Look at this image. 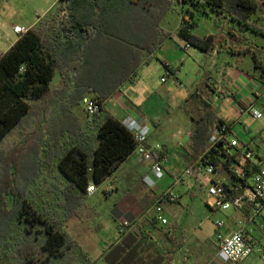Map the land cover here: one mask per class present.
Segmentation results:
<instances>
[{
  "label": "trees",
  "instance_id": "16d2710c",
  "mask_svg": "<svg viewBox=\"0 0 264 264\" xmlns=\"http://www.w3.org/2000/svg\"><path fill=\"white\" fill-rule=\"evenodd\" d=\"M59 2L60 10L66 13L64 18L58 22L53 20L48 27L28 29L0 56V143L14 128L28 121L32 124L35 122L36 129L28 131L21 149L29 148L34 143L35 155L40 157V153L46 152L48 150L46 148H51L50 143H54L50 149L51 158L48 164H55L57 178L64 183L63 188L57 183L54 185L56 190L51 194L52 209L34 204L31 199L28 201L24 188L17 183L18 179L14 172L17 165L13 161L12 151L9 150L10 153L4 155L5 151L0 148V157L11 158L3 166L6 169L8 184L0 189V222L1 219L7 218L9 222L8 234L0 237V264H6L3 257H6L7 264H92L79 243L64 228L72 217H80L81 213L66 210L61 199L56 200V197L59 194L61 196L66 194L74 203L82 204V199L88 195L89 184L104 183L135 153L137 146L133 135L124 124L104 108L105 98L110 94L96 95L101 103V110L93 116L91 121L93 130L87 135L79 127L77 129L81 131L80 133L70 132L73 129L71 124L74 123V117L70 113V122L63 125L61 133L54 137V142L53 138L50 140L49 134L46 138L42 126L45 124L51 126V119L58 118L61 114L54 105L57 101L50 94L56 73L62 69L59 60L61 47L71 45L67 53L77 58L73 65L70 64L71 74L62 76V85L67 92L73 85L72 78L75 77L76 69L86 65L83 61L80 63V60L81 57L87 58L85 51L91 41H97L105 36L136 38L138 43L134 44L132 50L121 55L123 61L136 55L140 59L144 51L149 56L153 55L159 45L170 36L169 33L162 32L160 24L172 9V0H59ZM178 2H187L193 9V12L189 13L190 19L182 17L178 36L203 51L206 56L211 55L216 47L226 45L227 40L224 36L200 37L193 34L192 30L196 26L193 19L195 14L206 16L214 14L225 18L227 22H237L243 29L253 26V15L264 5V1L260 0H178ZM153 12L159 15H151ZM134 13L144 15L147 21L152 19L148 21L152 24L151 31L144 33L134 29ZM61 31L66 35V40L70 34L74 36L70 38L71 44L59 41ZM232 37L235 40H231L229 47L234 54L251 53L255 61L254 54L248 49L244 50L234 34ZM208 87L213 89V86L207 84V89ZM209 90L205 91L196 86L188 100L195 101V111L190 112L195 123L191 133L194 160L203 156L209 147L215 126L224 122L214 111ZM80 92L78 96L80 100L89 94L83 88ZM49 98L52 100L49 101ZM38 100L42 102L33 107V102ZM40 126L41 128L37 129ZM68 135L69 138H66ZM29 140L33 143L31 144ZM18 145L17 150L20 151ZM211 163L220 171L229 164L221 161L217 155H212ZM1 164L0 159V169ZM41 168L42 165L39 170ZM29 180L32 183L34 181L32 178H28V182ZM62 209L63 213L60 212ZM108 262L113 264L112 256Z\"/></svg>",
  "mask_w": 264,
  "mask_h": 264
},
{
  "label": "rangeland",
  "instance_id": "374dc122",
  "mask_svg": "<svg viewBox=\"0 0 264 264\" xmlns=\"http://www.w3.org/2000/svg\"><path fill=\"white\" fill-rule=\"evenodd\" d=\"M58 0H0V22H8V24L13 27L15 24H22L23 22L32 21L37 14H41L40 11L45 6L52 3H57ZM261 2L264 0H260ZM173 6L170 13L167 15L168 29L171 33L177 30V24L183 17L180 14L184 13L186 18L190 19V14L193 12L192 6L187 2H178V0H172ZM58 3L55 11L50 15V21L61 20L66 16L65 11H61ZM182 12V13H181ZM154 13V14H153ZM151 15H159L157 12H153ZM135 14L134 29L141 32L151 31L152 24L145 20L144 15ZM133 14V15H134ZM179 14V15H178ZM194 21L196 26L192 30L193 34L204 37L209 33H213L218 38L224 36L226 45L229 46L231 40H235V37L239 40V45L244 50H250L254 56L255 61L251 53L242 54L240 57L230 56V63L237 66V72L240 73L244 71V79L239 80L237 77L232 78V80L238 84L240 87L251 91L252 87L248 84L250 76L254 77V82L258 84L259 88L256 90L258 92L264 93V86L261 81V76L263 75L262 69H264V5H262L256 13L253 15L252 23L253 26L249 28H243L237 23H232L223 17H218L214 14L206 15H195ZM115 25V24H114ZM150 28V29H149ZM0 34L3 37V33L0 30ZM147 41V40H146ZM165 41L164 45H161ZM158 47L154 57L151 60L150 66V80L158 92L164 99V104L168 105V111L170 112V117L176 120V123H172L169 119L165 118V124L162 129L156 130L151 126L153 131L152 135L161 138V142L167 139L165 143L169 148L168 161H166V171L165 177L162 180V184H166L167 189L174 184L173 191L179 197V203L173 204V209H175V214H167L170 221L169 226L164 229L171 228V236L164 242L157 238L158 231L161 227L156 226L154 228L151 223V215L153 210H148L146 222H148L145 227V237L148 239L150 245L157 247L158 253H154V261L152 264H212L217 256V246H216V223L223 221L227 224H231L232 228L233 222L237 214L233 210H222V209H211L205 203V198L207 194V189L204 186L196 185L190 180L189 177L184 175L185 164L181 160L182 149L179 146L181 139L185 138L189 129H191L192 117L190 112H194L195 101H187L188 90H191L192 84L194 87H199L202 90L207 91V84L209 86L220 85V75H218L219 70L227 66V63L222 55L214 60L207 61L208 56L205 55L206 59L201 61L199 64L195 62V58L189 56V52H194L193 48L189 51H185L179 48L181 41L176 38L175 41L172 39L164 40ZM145 42V41H144ZM136 38L122 39L118 36H105L99 40L91 41L88 43V48L85 51L87 57L92 58V62L89 61L88 64L78 67L75 72V77L73 80V87L71 92H66L64 86L58 85L57 82L59 72L56 73L55 79L50 87L51 97H54L57 101V109L60 110V115L58 118H52L49 124L38 127L41 128L44 133H46V138L48 134L51 138L61 133V129L64 124H68L71 120L70 113L74 123L71 125L73 129L70 132L88 134L93 130L92 123L89 122L88 117L85 112V107L82 100L78 99L81 93L80 85L87 79L88 75L96 76L97 74H103L104 78L108 75L113 77V73L120 71L121 55L129 53L132 50L134 44H137ZM224 45V44H222ZM170 48V50H168ZM221 50H225L224 45ZM231 52V50H230ZM167 60L172 62L174 66L177 67L178 79L181 81L180 86H175L173 77H167L168 82L164 83L161 81L162 77H165L166 69L164 65L161 64L157 59ZM182 62V63H181ZM255 63L258 67L255 68ZM158 65L159 69H155L153 66ZM211 65V66H210ZM210 66V67H209ZM249 77H248V74ZM62 79V78H61ZM166 80V81H167ZM206 85V86H205ZM225 86V85H224ZM217 88V87H215ZM212 98V104L214 111L218 117L223 119H229L233 117V113L227 111V109L221 104V101H217L215 97L219 96V93H212L208 91ZM158 94V95H159ZM160 96V95H159ZM52 98H49V101ZM189 100V99H188ZM38 100L33 102L35 107ZM44 101V100H43ZM53 106V107H55ZM257 110H259L263 117L259 120L254 119L251 115L246 114L241 117V122L246 126V130L242 125L238 126L240 138L243 140H250V137L256 136V142L260 145L258 151L260 155L264 156V98H261L257 104H255ZM56 109V110H57ZM193 114V113H192ZM181 116L184 117L183 121H180ZM72 120V121H73ZM180 121V122H179ZM26 122L20 127L14 128L0 143V148L5 151L4 155H8L12 151L13 161L17 165L15 169V174L17 176L18 186L24 188L26 198L32 200L34 204H40L48 209H52L53 191L55 189V184L57 183L60 187H64V183L58 180L56 167L54 163L48 164L51 158V148L46 152H41L40 157L35 155V148L33 141L29 140L32 145L21 149L26 140L28 131L36 129L35 122ZM70 125V126H71ZM77 127L81 129L78 131ZM49 129V131H48ZM69 138V135L66 137ZM18 143H20L18 145ZM17 145L18 149L17 150ZM8 149V150H7ZM10 152L8 153V151ZM17 152V153H16ZM19 152V153H18ZM1 156V155H0ZM1 159V169L0 172V189L3 188L6 183V169L3 167L11 159L9 156L0 157ZM144 163L148 164L144 161ZM142 165L143 168L147 166ZM42 168L39 170L40 166ZM48 165V166H47ZM128 164H125L120 168L111 178H108L104 183L96 185L97 191L93 195H86L82 199V204L79 202L74 203L69 197L57 196V199H61L62 203L66 206V210H72L74 212L82 213L87 211L88 217L84 220L85 227L83 228V234L74 239L82 247L84 253L86 251L92 253V259L90 262L92 264H107L111 255L106 258V261L99 260L100 256L104 252V249L108 248L118 237L119 232L117 231V224L113 216L114 205L117 198L114 196H107L110 192L106 193V189L109 185H115L120 190L119 193L122 194L127 191L128 184H142L141 176L142 167L139 166L135 169H128ZM146 170V169H145ZM17 172V173H16ZM151 172L147 175H150ZM28 178H32V181ZM178 180V181H177ZM195 184V185H194ZM196 186L194 189H192ZM57 202V201H56ZM80 206V207H79ZM59 207V206H58ZM63 213V209L60 210ZM8 219V218H7ZM7 219H1L0 222V237H4L8 234V221ZM70 220L64 225V228L68 230ZM221 231H224L221 229ZM71 234V233H70ZM152 234V237H150ZM145 244V243H144ZM82 245H85L84 248ZM153 252H156L154 250ZM88 256V254L86 253ZM3 262L7 264L6 257H3ZM107 262V263H106ZM244 264H261V259L259 254H252Z\"/></svg>",
  "mask_w": 264,
  "mask_h": 264
},
{
  "label": "crops",
  "instance_id": "0c3cea01",
  "mask_svg": "<svg viewBox=\"0 0 264 264\" xmlns=\"http://www.w3.org/2000/svg\"><path fill=\"white\" fill-rule=\"evenodd\" d=\"M59 3V0L57 3H52L50 5L45 6L40 11V15L37 14V16L32 21L23 22L22 24H15L13 27H11L8 22H0V30L3 33V37L0 34V53L4 54L7 52L19 39L20 35L31 28H39L41 26L48 27L52 22L50 21V15L55 11L57 5ZM170 13V11L167 13V15ZM182 13V12H181ZM167 15L163 19V21L160 24V29L164 33H169L170 36L166 39H172L173 41L179 39L181 43L179 44V48H182V45L186 42L185 40L181 39L178 36V28L180 26V21L177 24V30L174 33H171V30L168 29L167 22ZM179 15V14H178ZM181 16H184V13L180 14ZM196 15V14H195ZM194 15V17H195ZM193 17V19H194ZM18 26L20 27L23 32L21 34H17L14 31V28ZM213 35V33H209V36ZM72 34L68 37L66 40V35L61 31L59 41L60 42H67L68 44H71L70 38H72ZM165 39V40H166ZM165 41L161 44L164 45ZM58 44V43H57ZM55 45V44H54ZM56 46V45H55ZM225 50H221L222 48L216 47V49L212 52L211 55H209L210 60H214L216 57L219 58L222 55L224 56V59L227 63V66L219 70L218 75H220V85H213V89L211 87H208L212 93H218L217 88L221 89V92L224 93L223 95L220 92V95L215 97V99L218 101H221V104L227 109V111L233 113V117L229 119H223L226 123H229L233 127V132L238 135L237 132L238 126L242 125L244 129L246 130V126H244L241 122V117L238 112V107L240 105H243L246 102L251 101V93L256 92V90L259 88L258 84L253 81L254 77L250 76L251 78L248 81V84L252 87L251 91L246 90L243 87H240L238 84H236L232 78H238L241 80V78L244 79V71H241L238 73L237 66L230 63V56L240 57L242 54H234L233 50L225 45ZM71 47V45L66 44V48L61 47V53L60 57L56 55V57H59V60L61 61L62 69L59 72V77L57 82L58 85H62V76H68L70 75L69 68L72 66L70 64H74L75 60L77 59L75 56L71 57L67 50ZM194 49L192 53H188L190 57L195 58V62L199 64L201 61L205 60V53L203 51H200L199 49L195 47H191L190 49ZM158 49V48H157ZM170 50V48L168 49ZM184 50V49H183ZM231 50V52H230ZM157 51V50H156ZM155 51V53H156ZM186 51V50H185ZM189 51V50H188ZM187 51V52H188ZM155 53L153 55H148L146 51L143 52V55L140 57V59L137 58V55L131 59H124L120 66V71H116L113 73V77L106 76L104 78L103 74L100 75H88L87 79L80 85L81 88H83L85 91H88L89 94L86 95L87 97H95L97 94H110L105 98L104 102V108L115 118L123 122V120L129 116L134 115V117L142 124H146L150 129L152 126L156 130H161L163 125L165 124V118L169 119L172 123H176V120L174 118L170 117V112L168 111V105L164 104V99L159 94L158 90L156 89V86L153 85L150 78V66L152 65L150 62L151 60L156 57ZM92 58H84L81 57L80 63L82 61L87 64L89 61L92 62ZM161 64L164 65V68L166 69V65L170 68L172 72L177 71V67L172 65L173 63L167 60L157 59ZM182 63V62H181ZM211 66V65H210ZM209 66V67H210ZM155 69H159V66L156 64L153 66ZM258 67V64L255 63V68ZM264 71V69H262ZM69 72V73H68ZM248 74V73H247ZM249 77V74H248ZM163 78V77H162ZM55 79V78H54ZM174 80V77H173ZM162 81V79H161ZM261 81L264 86V72L261 76ZM168 80L164 83H167ZM175 84V80H174ZM225 85V86H224ZM63 86V85H62ZM176 86V85H175ZM73 85H71V88L68 90L69 92L72 91ZM217 87V88H215ZM194 84H192L191 90H188L187 94V101L194 91ZM67 91V92H68ZM160 96H159V95ZM226 94V95H225ZM106 96V95H105ZM218 116V115H217ZM180 121H183L184 117L181 116ZM192 119V117H190ZM89 120V119H88ZM89 120V122H91ZM179 121V122H180ZM194 121L192 119L191 121V129L187 132L185 138L181 139V142L179 146L182 149L181 154V160L185 164V169H187L189 166L192 165H198L201 161V156L197 159H193V151L191 149L192 146V137L191 133L194 129ZM151 130V134L148 138V146L154 147L156 145H161L163 148L162 153L159 155L165 160L164 162V170L166 169L165 163L168 161V155H169V148L165 144L167 143V139H164V141H160L161 138L152 135L153 131ZM256 136L250 137V144L249 147L255 151H258L260 145L256 142ZM208 150V148H207ZM206 150V151H207ZM205 151V153H206ZM204 153V154H205ZM203 154V155H204ZM260 154V153H259ZM125 164H128V169H135L139 166L142 167L143 175H140L141 177V183L142 184H128L127 185V191L120 194L119 189L115 185H109L106 189L107 196H114L117 198V201L114 205L113 210V216L117 224V231L119 232L117 239L114 243H112L108 248L104 249V252L100 256L99 260L106 261V258L111 255L112 256V262L113 264H152L154 261V253H158L157 247L154 245H150L148 239H146L145 235V227L146 224V217L148 210H153V213L151 215V220L149 223L154 228L156 226L161 227L158 231L157 238L164 242L165 240L169 239L171 236V228L164 229L165 227L169 226L170 221L167 217V214H175V209H173V204L170 202H161L160 195L164 190H166L165 185L162 184V180H157L156 184L153 187L148 186L144 183V177L148 174V172H151V165L144 163V161L136 154H132L114 173L113 175L122 168ZM147 166L145 169L143 168L144 165ZM166 171V170H165ZM112 175V176H113ZM111 176V177H112ZM110 177V178H111ZM165 177V176H164ZM195 185V184H194ZM199 186H202L201 184H196ZM167 186V185H166ZM196 186H194L192 189H194ZM108 189H111L108 191ZM176 203H179V197L178 201ZM162 205L164 210V217L168 220V223L166 225H161L159 223H156L154 220V214H155V207L156 205ZM89 209H87L88 211ZM84 212L82 213V216L80 217H72L70 219L68 230L70 231L71 235L74 237H78V241L80 236L83 234V228L85 227L84 220L88 217V213ZM128 222V227H123V223ZM148 227V226H147ZM150 237H152V234H150ZM145 243V244H144ZM84 248L85 245H82ZM156 250V252H153ZM88 254L89 259H92L93 255L92 253L86 251ZM108 262V261H107ZM106 262V263H107ZM107 264H110L109 262Z\"/></svg>",
  "mask_w": 264,
  "mask_h": 264
},
{
  "label": "built area",
  "instance_id": "2783aa9c",
  "mask_svg": "<svg viewBox=\"0 0 264 264\" xmlns=\"http://www.w3.org/2000/svg\"><path fill=\"white\" fill-rule=\"evenodd\" d=\"M14 31L17 34L23 32L18 26ZM191 47L188 42L182 45L186 51ZM167 77H174L175 85H181L178 73L172 72L168 65L162 82H166ZM217 90L220 95L221 89L217 88ZM261 98H264V93L252 92L251 101L238 107L240 116L249 114L254 119H261L263 115L255 107ZM82 103L89 120L101 110V103L95 97L86 96L82 99ZM122 123L136 141L135 153L151 165V174L144 177V183L153 187L157 180L161 181L165 176V160L159 155L163 148L161 145L148 146L151 129L146 124L140 123L134 115L127 116ZM249 144V139L243 140L240 135L233 132L231 124L226 122L218 124L214 128L208 150L202 156L200 163L189 166L184 171V175L193 183L201 184L207 189L205 203L209 208L233 210L237 214L233 222L234 228L223 221L216 223L217 256L212 264H244L252 254L256 253L260 255L261 264H264V156L251 149ZM212 155L219 156L221 161L229 162L227 168L218 170L211 163ZM175 183L176 180L162 192L161 202L178 201L173 191ZM96 191V185L91 182L87 194L93 195ZM154 220L161 225L168 223L160 204L155 207ZM128 226V222L123 223V227Z\"/></svg>",
  "mask_w": 264,
  "mask_h": 264
}]
</instances>
